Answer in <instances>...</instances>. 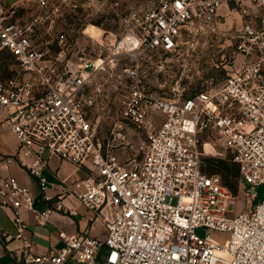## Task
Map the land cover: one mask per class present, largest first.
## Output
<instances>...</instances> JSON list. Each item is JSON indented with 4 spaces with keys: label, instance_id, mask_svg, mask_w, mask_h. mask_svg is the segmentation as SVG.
Segmentation results:
<instances>
[{
    "label": "built area",
    "instance_id": "2783aa9c",
    "mask_svg": "<svg viewBox=\"0 0 264 264\" xmlns=\"http://www.w3.org/2000/svg\"><path fill=\"white\" fill-rule=\"evenodd\" d=\"M74 2L0 6V57L11 61L0 76V133L9 129L18 141L15 156H1L0 164L17 162L39 187L35 195L0 170V210L10 213L21 236L27 227L23 209L43 225L53 211L75 215L65 203L72 199L106 233L60 232L62 244L43 253L27 245L25 262L264 264V0H156L122 17L124 34L109 38L106 53L70 56L63 41L57 52L43 48L40 32L61 16L63 4ZM232 4L249 17L235 35L237 50L249 60L219 89L168 99L142 84L147 57L181 51L185 37ZM93 38L102 44L107 39L104 32ZM120 60L127 62L121 71L130 82L106 144L95 118L104 91L99 77ZM156 116L163 117L158 126ZM129 129L141 143L136 156L122 159L115 149L126 148ZM216 147L238 165L249 195L259 196L250 211L231 212V191L219 174L205 172L202 158ZM54 157L83 175L51 182L47 170Z\"/></svg>",
    "mask_w": 264,
    "mask_h": 264
},
{
    "label": "rangeland",
    "instance_id": "374dc122",
    "mask_svg": "<svg viewBox=\"0 0 264 264\" xmlns=\"http://www.w3.org/2000/svg\"><path fill=\"white\" fill-rule=\"evenodd\" d=\"M155 2L156 0H76L68 5L63 4L61 16L40 32V45L52 52H57L61 49L60 43L63 41L62 45L70 56L72 51H80V56L89 55L92 50L95 51L93 52L95 55L106 53L109 38H118L124 34L125 26L122 17L133 8H147ZM245 3L253 12L257 10L254 4L248 1ZM3 5L5 4L0 3V6ZM25 13L26 10H23L21 15ZM246 20H249V17L242 12L239 5L232 4L228 8H223L216 21L204 28L196 29L192 35L185 37V45L181 51L158 53L147 57L143 65L145 74L142 77V84L154 91L156 95L168 99L186 98L202 91L219 89L228 75L235 71L242 62L249 60V57H245L237 50L235 37ZM256 20L258 22L260 17ZM90 25L96 26L98 33L88 32ZM103 31L107 38L104 44L93 38L99 37ZM3 59V56L0 57L1 77L8 73L11 64L10 60ZM125 63L127 62L120 60L119 64L109 73H104L99 77L104 91L99 98L95 118L99 134L106 144L111 138L112 131L117 127L119 114L127 97V84L130 80L122 75L121 71ZM162 120V116H156L155 126H158ZM128 132L130 141L126 143V148L120 145L115 149L122 159L136 156L141 143L136 132L130 129ZM115 143L118 144V141ZM202 160L205 164V172L219 174L223 184L231 191L230 211L233 213L250 211L259 196L253 198L249 195L248 187L242 182L240 173H238L239 167L232 162L230 155L216 147L208 155L203 156ZM223 161L229 164L226 165ZM75 177L72 175L71 180ZM258 192L262 195L261 189ZM84 211L83 207L78 206L76 218L66 217L72 218L75 222L80 221L81 224V221L86 218L83 216ZM93 224L94 228L89 233L104 237L106 231L102 223L89 220V226ZM216 235L217 238H221L220 233Z\"/></svg>",
    "mask_w": 264,
    "mask_h": 264
},
{
    "label": "crops",
    "instance_id": "0c3cea01",
    "mask_svg": "<svg viewBox=\"0 0 264 264\" xmlns=\"http://www.w3.org/2000/svg\"><path fill=\"white\" fill-rule=\"evenodd\" d=\"M22 2L23 0H0V3L5 5H14ZM17 148L18 141L15 134L9 129L2 131L0 133V157L15 156ZM0 170L6 174L16 176L35 195L38 194L39 187L37 180L24 171L17 162H11L8 168L0 164ZM72 175L76 176L75 179H78L83 174L71 164L61 162L56 157L51 159L47 170V176L51 182H59L60 180L71 182L73 181L71 180ZM51 193H54V191H51ZM65 203L75 209V215H66L64 213L63 215L61 212L53 211L43 225L37 222L31 211L23 209L22 214L27 222V227L21 236H19V231L12 222L10 213L0 210V264H27L24 259V252L29 248L26 247L27 245L34 252L43 253L51 247L62 244V240L59 237L60 232H65L68 235L77 232H91L94 224L91 227L89 226V220H91L90 213L78 201L66 199ZM78 206L85 209L83 216L86 218L81 221V224L80 221L75 222L72 218L66 217L72 216L76 218ZM38 207L44 210L46 205L39 203ZM63 218H67V220L62 221Z\"/></svg>",
    "mask_w": 264,
    "mask_h": 264
},
{
    "label": "bare ground",
    "instance_id": "6f19581e",
    "mask_svg": "<svg viewBox=\"0 0 264 264\" xmlns=\"http://www.w3.org/2000/svg\"><path fill=\"white\" fill-rule=\"evenodd\" d=\"M88 32H90V33H98V28L96 26L90 25L89 28H88ZM102 34L99 37H97V38H100L102 36Z\"/></svg>",
    "mask_w": 264,
    "mask_h": 264
},
{
    "label": "trees",
    "instance_id": "16d2710c",
    "mask_svg": "<svg viewBox=\"0 0 264 264\" xmlns=\"http://www.w3.org/2000/svg\"><path fill=\"white\" fill-rule=\"evenodd\" d=\"M226 165H228L229 163H227V162H225V161H223ZM238 173H239V169H238Z\"/></svg>",
    "mask_w": 264,
    "mask_h": 264
}]
</instances>
